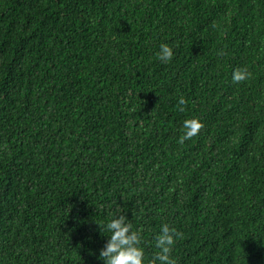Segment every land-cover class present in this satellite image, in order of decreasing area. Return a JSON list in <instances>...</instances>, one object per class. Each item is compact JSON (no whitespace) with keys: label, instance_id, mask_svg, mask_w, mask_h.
Segmentation results:
<instances>
[{"label":"trees","instance_id":"trees-1","mask_svg":"<svg viewBox=\"0 0 264 264\" xmlns=\"http://www.w3.org/2000/svg\"><path fill=\"white\" fill-rule=\"evenodd\" d=\"M112 214L264 264V0H0V264H104Z\"/></svg>","mask_w":264,"mask_h":264},{"label":"clouds","instance_id":"clouds-1","mask_svg":"<svg viewBox=\"0 0 264 264\" xmlns=\"http://www.w3.org/2000/svg\"><path fill=\"white\" fill-rule=\"evenodd\" d=\"M213 27H217L215 22ZM217 54L224 55V52L221 50ZM156 56L161 62L169 63L173 58V48L167 43H162ZM250 75L251 73L247 68L237 67L232 72V82L234 84L243 83L249 79ZM178 103L184 105L186 101L180 97ZM182 127V135L178 139L179 144H184L186 140L197 136L204 125L199 118L193 117L185 119ZM99 228L110 233L99 253V259L104 264H144V250L140 246L142 242L141 232L133 230V225L126 215L112 214L109 221L99 225ZM178 237L182 238V233L177 232L167 223L163 224L159 234L155 236V247L158 251L154 253L148 264H157V262L159 264H177L171 253L172 246Z\"/></svg>","mask_w":264,"mask_h":264}]
</instances>
